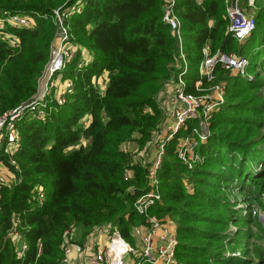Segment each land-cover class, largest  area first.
Segmentation results:
<instances>
[{
  "label": "trees",
  "instance_id": "1",
  "mask_svg": "<svg viewBox=\"0 0 264 264\" xmlns=\"http://www.w3.org/2000/svg\"><path fill=\"white\" fill-rule=\"evenodd\" d=\"M62 1L0 0V15L20 11L36 23L0 29V115L29 102L37 93L39 77L59 32L53 7ZM76 1L70 0L69 4ZM83 1L84 9L71 17L69 32L84 39L96 57L84 70L78 67L80 61L76 58L68 61L63 78L74 84L70 101L67 99L63 105L54 101L55 110L51 105L45 120L27 114L21 121V149L16 159L22 182L13 188H0V264H62L60 243L67 228L76 226L89 234L98 226L112 224L131 240L133 227L145 222L133 203L150 189L148 168L139 167L132 178L125 180L129 160L118 150V144L137 129L150 133L157 124L160 103L155 105L143 89L161 91V82L178 71L177 41L162 21L163 0ZM224 6L223 0L209 1L204 7L196 0L177 3L185 37L192 44L190 67L200 60L203 46L209 43L213 52L221 49L249 57L248 70L255 72L254 79L239 76L233 80L229 71L217 67V80L227 82V100L214 115V131L200 147L204 169L187 170L178 161L176 140L166 146L158 174L162 202L152 212L181 220L177 264H188L182 259L189 253L194 259L207 258L204 251L211 249L204 244L228 241L229 246L234 245L235 238L229 239L220 225L227 221L240 225L248 222L247 218H235L233 210L225 211L222 198L214 194L222 189L221 185L245 179V183L257 182L260 197L264 193V145L250 141L252 129L264 124V107L258 103L264 92V78L257 72L259 68L264 70V52L255 50L264 34V6L257 11L256 31L244 42L243 49L228 32ZM210 20H215V25L210 26ZM8 35L17 37L18 45L12 46ZM104 73H108L109 83L103 95L102 89L94 86V79L98 81ZM86 115L91 116L90 124L82 128L79 123ZM83 139L84 145L75 148ZM253 158L257 164L250 169L244 167ZM260 162L263 166L259 168ZM222 167L227 171L220 170ZM184 174L193 192L185 186ZM37 186L43 187L46 196L42 204L35 202ZM237 186L244 187L242 183ZM15 216L21 220V231L29 245L23 259L18 258L8 237ZM38 243L43 246L39 257ZM258 255L257 264H264V248ZM215 257L233 264L254 263L247 257L225 260L218 252L212 255Z\"/></svg>",
  "mask_w": 264,
  "mask_h": 264
},
{
  "label": "built area",
  "instance_id": "2",
  "mask_svg": "<svg viewBox=\"0 0 264 264\" xmlns=\"http://www.w3.org/2000/svg\"><path fill=\"white\" fill-rule=\"evenodd\" d=\"M209 1L215 0H196L198 6L201 7H204ZM223 2L226 4L225 11L229 19L228 32L235 41L242 43L255 29L256 0H223ZM176 4L177 0H164L162 15V21L171 27L177 40L180 62L178 74L168 80V84L159 95L160 105L169 108V125L157 132V137L160 140L147 171L150 189L139 195L133 203L135 212L145 222L133 227L131 232L132 244L122 239L119 230L113 225L94 228L87 235L83 246L73 241L71 237L73 232L65 231L62 264H177L178 225L170 218L161 219L151 213V210L162 202L161 181L158 174L165 156V148L173 135L172 129L176 132L182 127L180 130L185 134L184 140L189 137L191 132L192 134L187 140V147L183 150L177 149V155L185 161L189 168H193L198 161H203V157L197 148L200 142L205 143L211 136V119L214 113L226 102L225 83L217 80L216 69L221 66L228 71L239 72V75L245 78L249 59L246 56L225 53L221 49L213 52L211 45L206 43L202 48L200 60L196 65L190 67L188 52L183 46L185 39L184 35H181L183 32L182 24L175 13ZM54 12L55 17H57V25L60 27L62 22L60 13L63 14V9ZM3 19L0 22V29L5 23L13 27H30L34 23V19L27 15L9 14ZM211 21L213 20H210L209 24L213 26ZM7 37L12 46L18 45L19 39L17 37L13 35ZM86 64L85 60L80 61L78 67L82 69ZM184 66H186V73L191 68L198 71L196 79L191 80L187 79V75L183 76L180 69ZM59 75L53 76V71H51L46 89L43 92L39 88L29 102L0 115V188H13L22 182L21 168L16 159L21 149L20 121L27 114L38 120H43L49 109V107L47 108L49 103L46 97L55 95L52 90L59 85L63 89L60 95L63 96L55 95V97L60 105L66 102L64 96L73 94V82L65 80L63 74ZM198 111L201 112L200 119L195 118ZM188 119H193L194 122H197L196 125L188 128L186 125ZM170 124H172L171 127ZM184 140L181 147L184 145ZM137 164L138 161L133 160L131 165L125 169L124 178L126 180L133 177L135 174L134 167ZM36 189L38 194L35 202L42 204L46 199L44 190L42 187H36ZM21 229H23L21 228V220L15 216L8 237L15 246L18 258L23 259L29 245L24 239ZM157 235H160V239ZM42 250V243H38L37 257L41 255Z\"/></svg>",
  "mask_w": 264,
  "mask_h": 264
},
{
  "label": "rangeland",
  "instance_id": "3",
  "mask_svg": "<svg viewBox=\"0 0 264 264\" xmlns=\"http://www.w3.org/2000/svg\"><path fill=\"white\" fill-rule=\"evenodd\" d=\"M43 1L45 3H48V0H43ZM69 1L70 0H64V1H62L61 4L53 7L54 11H57L61 8L63 9V14L60 13V16H61L60 18L62 19V22L60 23L58 35L51 45V52H50L49 60L46 64V66L44 67L42 74L38 80V89L40 88V90L42 92H43V90L46 89V84L49 80V76L51 75V71H53V76H56L57 74L58 75L63 74V73L66 74L67 63L70 59L76 58L79 61L85 60V62H87V64L85 66H88L93 61V59L96 57V56H94L96 54L95 51L91 47L88 46L87 42L84 39H82L81 37H77L75 35H71V33L69 32V27L72 26L71 17L73 15L77 14L78 12H81L84 9L85 1L77 0L74 4H69ZM263 1L264 0H256V10L255 11H259L264 6ZM163 3H164V0H163ZM163 3H162V7H161L162 8V15H163V9H164ZM177 3H178V0H177ZM224 7H225L224 9L226 10V4ZM177 11H178V9H177V4H176L175 13H176L177 18L180 20V22L182 24L183 32L181 33V35H184V39H185V41L183 42V46L186 47V50L189 53V51H190L189 46L192 47V44H191L190 40H188V38L186 39V37H185L186 33L184 32V23H183V21H182V19L179 16ZM36 13L39 14V12H36ZM15 14L21 15L20 11L15 13ZM7 15H9V14L7 13V14L0 15V22L2 20H4L3 18ZM257 18H258V15H257V12H255V29H254V31H256ZM55 21H57V17H55L54 22ZM215 22H216L215 20L211 21V23L214 25H215ZM35 24L36 23L34 20L33 25H35ZM7 26H10V25L5 23L2 26V29H4ZM251 34L246 37L245 41L240 43V45H242V46L239 45V48H242L243 46L245 47L246 43H244V42L247 41V39L251 36ZM258 34L259 33H257V35ZM173 35H174V33H173ZM263 35H261L262 37L258 40L257 44L255 45L256 46L255 50L257 52H259V51L264 52V44H261V41L264 40ZM246 52H247V50H246ZM232 54H234V53H232ZM72 55H73V57H72ZM247 58H249V57H247ZM185 69H186V66H184L183 68L180 69L183 76L187 75V79H191V80H194V78L196 79V77L198 76V73H197L198 71L193 70V68H191V70H189L188 73H186ZM83 70H84V67H83ZM224 70L228 71L226 69H224ZM225 71H223V72H225ZM229 72L228 73L230 74V76L232 77L233 80L239 76L241 78H243L241 75H239V72H235V71L234 72L229 71ZM257 72H260L261 78L262 77L264 78V70H262V68H259L257 70ZM192 73L194 75H196L194 78L191 77ZM176 74H178V71L171 73L168 79L161 82L163 85V88L168 84V80L172 79V77L175 76ZM250 77L252 79H254L255 78V72H252L251 70H247V76L245 78L249 79ZM108 83H109L108 73H106V74L104 73L102 75L101 80H99V81L94 79V86L97 89H102L101 94H103V95L105 94V90L108 86ZM225 89H226V84H225ZM52 91L58 97L63 96V95H60L63 92L61 85H59L57 88H54ZM143 91H147V97L150 98L151 101L155 100V103H156L155 105L159 104L158 94L160 95L162 90L161 91H154V90H150L149 88L145 87L143 89ZM261 92H262L261 98H260L258 103L261 104L262 107H264V92L263 91H261ZM204 93H206V92H204ZM55 95H53V96L49 95V97L48 96L46 97V100L49 103L47 108L48 107L52 108V106H54L53 102L56 101ZM143 95H146V92H144ZM68 96L67 97L64 96V98L66 100L68 99V101H70L72 99V97H68ZM226 100H227V98H226V94H225V101ZM56 102L58 103V101H56ZM17 106H15V107H17ZM54 110H55V106H54L53 111ZM147 110H148V108H147ZM158 110H159V116H158L159 120H158L157 124L155 125L154 129H152L150 131V133L145 132V134H144L140 131V129H137V130L133 131L127 138L122 139L118 144V150L120 152L126 154V156H128L129 162L125 165V168L129 167L133 160L138 161V164L134 167L135 173L139 167H143V165H144L145 167L148 168V166L151 165L150 160H151L153 154L155 153V149L157 148V143L160 140V138L157 137V132L161 131L162 128H167L169 125V120H168L169 108L165 105H159ZM216 112L214 113V115L216 114ZM151 113H152V111H151ZM188 114H190V113H188ZM143 115H146L144 113V111H143ZM190 115H192V114H190ZM200 115H201V112L198 111L196 113L195 118L200 119ZM214 115H213V117L211 119V123H210V133H212V131H214L212 128V122L214 119ZM28 116H30V115H28ZM46 117L47 116L45 115L43 120H45ZM262 118H264V115ZM90 120H91V116L86 115L80 121L79 125L82 128L87 127L90 124ZM21 121H20V124H21ZM259 121L261 122L262 119H259ZM263 121H264V119H263ZM196 123L197 122H194L193 119H188L186 121V125L188 126V128H192L194 125H196ZM171 126H172V124H170V127ZM170 127H169V129H170ZM253 127H255V126H253ZM181 128L182 127H180L176 132H174V130L172 129L173 135L169 139V142L167 143V145H168L169 143H171L174 140L177 141L176 154H177V149L183 150L185 147H187V140L189 139V137L192 134V132H191L189 137L186 140H184L185 134L182 133V131L180 130ZM243 128L247 130V128H249V127L244 126ZM252 131L253 132H252V135L250 136V141H255V142L258 141L261 143V145H264V124H262L261 127H257V129L255 131L252 129ZM239 138H242V137H239ZM84 139L75 148H79L82 145H84V142H85ZM183 140H184V145L181 147V143ZM207 140L205 141V143L207 142ZM205 143L200 142V144L197 148L199 153H200V147ZM203 148H204V146H203ZM260 149H261V147L259 148V150ZM222 152H223L222 154H224L225 150L222 149ZM165 154H166V148H165ZM263 155L264 154H262V156ZM177 159L181 164H183L186 167L187 170H194L195 168L204 169L206 166V165L203 166L204 157H203V161H200V162L198 161L197 163H195L193 168H189V166L185 163V161H183L179 157V155H177ZM254 164H257V162L254 161V158H253V160L251 162H247L246 165L244 164V167L247 166V168L250 169L252 166H254ZM162 165H163V162L161 164L160 170L162 168ZM262 166H263V162H260L259 168ZM217 170H219V168H217ZM220 170H222L223 172L227 171L226 169H224V167H222V169H220ZM158 177H159V175H158ZM186 178H187V174H184L183 182H184L185 186L190 190V192H193V185H192V183H189V181L186 180ZM238 183H242L244 187L242 188V187L237 186ZM256 183L257 182L245 183V179L242 182L235 179L233 182V185L232 184L231 185H229V184L228 185L227 184L221 185L222 189L214 192V194H216L217 196L222 198L223 205L227 206L225 211L232 212V210H233L236 214L235 218H247L248 219V222L243 223V225L236 224V223H233L231 221H229V222L227 221V223H224V225H220L219 228H221V230H224L225 234L229 237V239L235 238L234 240L236 241V243L234 245H231V246H229L228 241L218 242V243L215 242L212 244H204L205 247L211 249V251H209V252L204 251L205 256L207 258L197 256V259H194V258H192V256H193L192 253H189L190 255H187L188 257L186 259H185V257L182 259L183 262L188 263V264H233V263L223 262L222 260H220L216 257L212 258V255L216 254V252L221 254L222 258L225 260L226 259H233V258L238 259L239 257H242V259H244L245 257H247V259H251L254 262L253 264H257L259 262V255H258L259 249L264 248V193L260 197L258 190H257V187H256ZM227 186H229V187H227ZM39 187L41 188L42 186H39ZM151 213L153 215L158 216L161 219H169L170 218L171 220H173L176 223V225L181 224V220L176 216L171 217L169 215H165L164 217H161V216L153 213L152 210H151ZM216 214L218 216H220L219 212H216ZM233 219H234V217H233ZM105 225H112V224H105ZM138 225H141V224H138ZM138 225H135V226H138ZM101 226H104V225H101ZM113 226H115V225H113ZM116 228L119 230L120 237L122 239H125L130 244H132L131 243L132 239L130 240L128 238H125L122 234L121 229L118 226H116ZM67 230H69L70 232H73L71 237L73 238V241L76 244H79L81 246L84 245V242L86 241V237L88 234H85V232H83V230L81 228H78L76 226H71L70 228H67L66 231ZM64 233L62 234L61 243H60V257H61L60 262H62V260H63V242H64L63 241V235H64ZM157 237L160 239V235H157ZM186 253L187 252L184 251V255ZM126 257H127V255L125 256V258ZM176 262L178 263V260ZM236 264H240V263L238 262Z\"/></svg>",
  "mask_w": 264,
  "mask_h": 264
}]
</instances>
